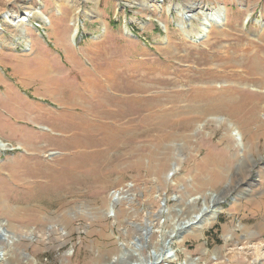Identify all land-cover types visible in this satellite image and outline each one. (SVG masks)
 Here are the masks:
<instances>
[{"label":"rangeland","instance_id":"obj_1","mask_svg":"<svg viewBox=\"0 0 264 264\" xmlns=\"http://www.w3.org/2000/svg\"><path fill=\"white\" fill-rule=\"evenodd\" d=\"M218 6L194 42L180 12ZM36 9L25 41L6 21L0 38L5 263L125 264L213 198L159 264H264V0H0V18ZM247 95L246 115L213 106Z\"/></svg>","mask_w":264,"mask_h":264},{"label":"bare ground","instance_id":"obj_2","mask_svg":"<svg viewBox=\"0 0 264 264\" xmlns=\"http://www.w3.org/2000/svg\"><path fill=\"white\" fill-rule=\"evenodd\" d=\"M57 10L62 12L60 4H58ZM184 10L181 11L179 14L181 16V21L183 23L181 28H182V30H184L187 33H191V34L197 33L198 34V37L194 40V42L202 41L206 37V34H208L210 32L212 26L216 25V26L220 27L223 24L225 25L227 20H228L227 8L218 6L212 10L206 9V10H203V12L199 11L200 14L203 13V16H204L203 20L201 22H199L197 25H194L192 22V24H190V26H189L188 24H186L185 20L190 19L193 16L190 17V15L186 14ZM56 11H55V13H56ZM36 14L38 15V17L40 19H43L44 21L48 18L47 15L41 9H36L35 11H27L22 15L18 14L17 12H15L13 10L8 12L3 18H0V38L3 35V29H4L3 28V26H4L3 21H6V22L10 23L11 25L15 26L20 32L18 34V36L15 38V42L19 43L21 41H25L29 37L27 28L32 26L33 23L31 20H32V17ZM50 16L51 15H49V17ZM47 21H49V19H47ZM73 25H74L73 30L71 31V42L75 44V41L77 39L76 37H77L78 31H79V27H78V24H76V23H73ZM262 31H264V27H263ZM124 32L128 35H134L129 30V28H127V27H124ZM28 42H30V41H28ZM124 89H126V88H124ZM195 91L199 92L200 90H195ZM249 96L248 95L243 96V98H241L239 101H236V102L235 101L234 102H232V101L231 102L230 101L229 102H221V103H217L213 106L216 109H218V111L222 110L221 108H226L230 111V113H232L234 115H239L240 113H244V115H246L247 112L249 110H251L250 109V106H251L250 101H252V100L255 101L254 99H252L251 95H249ZM257 96L258 95H256V97ZM256 101H259V100H256ZM256 101H255V104H256ZM254 108H253V110H254ZM250 112H252V111H250ZM8 147H9V144L0 138V149H7ZM115 196H118V198H119V192L116 193ZM193 200L196 201L197 198H194ZM215 202H216V200H213V198L210 201V203L208 201H205L203 206L197 212H194V215L189 217V218H188V216L184 215L185 211H187V210L186 209L183 210L182 209L183 207H182L179 210V212L177 211V215H182L183 217L182 218H176V220H174L175 228L173 230H171L170 232L167 231V233H164V234L162 232L161 237H163V238H162L161 247L158 249L153 248L156 253L152 255V251H151L148 256H144V254L141 252V246H139L138 244H137L138 246L133 244L131 261L125 262V264H132V263L159 264L165 260H171L172 261L175 258H177L178 254L173 247L174 240L175 239H177L178 241L184 240L185 236L183 234L184 233L183 230L192 231L195 227H203V225L205 223L211 221L212 219H215V217L218 215V210H219V207L216 206ZM115 203H117V202H115ZM110 207L114 208L115 204L111 203ZM186 215H188V214H186ZM5 224L9 225L8 222ZM164 232H165V230H164ZM0 233L4 237H6L8 240L13 239V238H11V235L8 234V231L4 228V222H0ZM125 248H126L125 250H128V248L126 246H125ZM2 250H3V247L0 245V264H13L9 260L5 263V261L3 260L4 258L2 255ZM161 251H163V253ZM196 263H198V262H196L195 260L190 261L187 259L185 261V264H196Z\"/></svg>","mask_w":264,"mask_h":264},{"label":"water","instance_id":"obj_3","mask_svg":"<svg viewBox=\"0 0 264 264\" xmlns=\"http://www.w3.org/2000/svg\"><path fill=\"white\" fill-rule=\"evenodd\" d=\"M157 256V255H156ZM150 264H154V263H150Z\"/></svg>","mask_w":264,"mask_h":264}]
</instances>
